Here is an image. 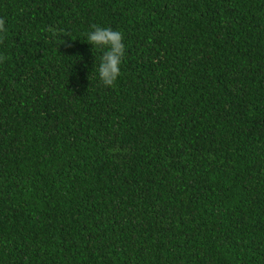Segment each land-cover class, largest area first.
<instances>
[{
	"label": "trees",
	"instance_id": "obj_1",
	"mask_svg": "<svg viewBox=\"0 0 264 264\" xmlns=\"http://www.w3.org/2000/svg\"><path fill=\"white\" fill-rule=\"evenodd\" d=\"M0 18V264H264V0ZM93 24L124 36L114 87Z\"/></svg>",
	"mask_w": 264,
	"mask_h": 264
},
{
	"label": "clouds",
	"instance_id": "obj_2",
	"mask_svg": "<svg viewBox=\"0 0 264 264\" xmlns=\"http://www.w3.org/2000/svg\"><path fill=\"white\" fill-rule=\"evenodd\" d=\"M87 34V43L93 49L101 50L102 55L98 66V77L100 83L106 87H114L120 75V65L125 56V44L123 34L118 30H113L111 27H101L93 24ZM5 21L0 18V33H5ZM74 41L73 39H71ZM66 48L72 47L69 41L64 40ZM5 57L0 56V62H3Z\"/></svg>",
	"mask_w": 264,
	"mask_h": 264
}]
</instances>
